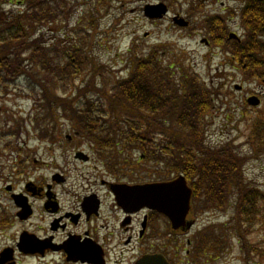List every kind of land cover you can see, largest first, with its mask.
Returning a JSON list of instances; mask_svg holds the SVG:
<instances>
[{
	"label": "trees",
	"instance_id": "trees-1",
	"mask_svg": "<svg viewBox=\"0 0 264 264\" xmlns=\"http://www.w3.org/2000/svg\"><path fill=\"white\" fill-rule=\"evenodd\" d=\"M14 4L22 10L13 11ZM67 9L62 0H0V91L7 93L9 82L24 81L26 88L18 94L27 91L42 100L45 115L35 121L57 122L61 110L111 172L120 164L148 162L157 167L158 179L182 174L193 187L197 209L225 212L233 205L238 215L234 228L245 233L243 226L255 219L258 191L244 181L243 158L229 144L215 149L206 144V117L218 86L205 83L177 53L175 58L183 61L165 60L157 50L131 52L127 75L117 77L95 62L89 34L73 28L70 39L62 33ZM81 75L83 84H75ZM59 84L68 89L61 95L54 91ZM36 87L41 94L34 92ZM41 130L38 136L54 140V130ZM204 231L189 245L195 261L205 248L216 254L227 245L226 234Z\"/></svg>",
	"mask_w": 264,
	"mask_h": 264
},
{
	"label": "rangeland",
	"instance_id": "rangeland-1",
	"mask_svg": "<svg viewBox=\"0 0 264 264\" xmlns=\"http://www.w3.org/2000/svg\"><path fill=\"white\" fill-rule=\"evenodd\" d=\"M132 1L135 0H66L68 4L66 19L69 24L67 29L69 35L74 37V32H69L70 26L74 27L76 33L82 32V29L87 27L88 24H93L95 29H92L88 35L92 44L89 49L90 54L93 55L97 64H104L110 68L109 71L114 72V75L125 77L129 68L127 59L130 54V52L125 53V48L129 44L130 37L127 36L125 30L119 31L124 24L122 23L123 20L129 30L138 31L136 33L138 38H142L143 32L148 31L150 35L145 41L150 43L164 42L167 46L165 60H181L175 58V53L183 59L185 58L184 62L187 65L189 64L192 71L208 85H218L223 80L222 78H225L230 86L231 83L241 81V75H237L230 67L226 66L227 62L225 63L222 57L214 55V53L209 54L208 49L198 41H190L187 37L177 40L178 43H174L172 41L175 37L174 29L166 30L167 21L154 26L146 19H140L141 14L137 16L130 13L118 19L117 17L112 18L119 10L108 11L109 6L111 8L120 7L123 3L128 12V9L136 4ZM166 1L174 11L178 10L185 13L184 0ZM11 8L13 11L22 10L19 4H14ZM108 13H111V15H108ZM135 19H138V22ZM67 30L63 29L62 33ZM144 43L146 44V42ZM226 45L228 53L232 54L236 44L231 41ZM227 58H230V56L228 55ZM82 79L83 75H81V78H75V84L82 85ZM252 85L253 83H247V86L251 87ZM8 86L7 93L0 91V189L7 181L21 180L22 177L26 176H49L56 172L69 177L97 175L122 183H132L134 180L142 183L157 179L154 175L157 167L150 168L152 164L148 162L133 163L131 165L120 164L117 169L112 172L109 171L106 162L97 154L95 148L82 136L74 134L70 122L62 116L61 110L56 112V116L60 117L59 119L56 117L57 122L50 123L49 118L37 122L35 117L40 118L45 115L44 108L41 106L42 100L37 99L33 94L29 95L27 91L18 94L26 88L24 81L17 79L9 82ZM62 86L64 85L59 84L54 89L59 95L68 90L63 89ZM34 92L41 94L40 88L37 87ZM68 95H74L70 89ZM232 95L235 100L237 94L232 93ZM236 101L238 102V100ZM242 108L243 104H240V109ZM251 112L252 110L248 109L247 117L240 120L237 106L234 107L232 103L226 104L224 100L217 96L213 109L206 117V144L213 149L225 148L229 144L234 153L243 158L241 169L244 181L258 191L254 206L256 209L255 219L251 217V220H254L253 223L246 225L245 245L249 249L247 250L242 246L240 240L230 235L228 238L224 237L223 241L227 242L228 247L223 255L215 257V252H209L208 256L210 258L207 257V259H202L201 262L196 261L192 264H264V134L262 136L257 135L255 141L253 136L250 139L251 128L255 123H259V121L254 120L258 116L251 114ZM258 112L261 111L258 110ZM45 126H48L49 130L55 131L53 142L48 137L41 138V136H38L39 131H42L41 128ZM35 128L38 129L37 132ZM79 150L90 157L88 162L74 158L75 152ZM133 157H137V152L133 154ZM26 158L29 161L27 174L18 176V172L21 171L20 164ZM159 170L162 172L165 169ZM196 207V203H193L198 226L215 223L218 226L213 228L224 235L227 234V231L229 232V228L234 227V222H230L232 219L235 221V226L237 225V215L233 210V205L228 209L229 212L228 210L223 212L221 209L215 208L212 215L207 212L203 215V210ZM13 214L14 209L9 195H4L0 191V227H4L3 229L0 228V249L6 244L11 245L17 233L25 227V224L14 219ZM2 221L3 224H1ZM158 228L160 231L157 232V237L150 241V244L160 252L169 253L175 263L185 264L186 235L169 234L171 228L167 226L163 219L160 220ZM117 258L118 255L114 252L112 259ZM191 260H189V264H191ZM27 264H39V260H29ZM111 264L115 263L111 262Z\"/></svg>",
	"mask_w": 264,
	"mask_h": 264
},
{
	"label": "flooded vegetation",
	"instance_id": "flooded-vegetation-1",
	"mask_svg": "<svg viewBox=\"0 0 264 264\" xmlns=\"http://www.w3.org/2000/svg\"><path fill=\"white\" fill-rule=\"evenodd\" d=\"M184 1L185 13L174 11L166 0H135L132 2L136 4L128 12L122 3L118 16L141 14V19L154 26L167 21L166 30L174 29L175 36L184 35L190 41L200 42L209 54L217 52L216 55L227 62L225 65L242 77L231 86L222 78L218 84L219 98L226 104L237 106L240 120L247 117L248 109L258 116L254 120L259 123L254 124L250 135V139L253 136L255 141L257 135L264 134V0ZM160 4L165 5L162 7L165 13L152 18L162 11L153 10L155 8L150 6ZM148 6L150 8L146 9ZM116 17L112 16L113 19ZM149 35L148 31L143 32L140 41L143 43ZM230 41L236 44L232 54L224 46ZM247 83L253 85L250 87ZM232 93L237 94L235 100ZM240 104H243L242 109ZM28 163L27 158L21 162L18 176L27 174ZM113 183L117 182L97 175L69 177L59 173L7 181L0 191L9 195L14 219L25 227L17 233L11 245L1 247L0 264H27V261L35 259L39 264H137L145 254L155 253L156 248L150 241L157 237L161 219L170 227L168 219L145 208L132 212L124 210L112 193ZM25 210H29L30 215L21 219L19 216ZM186 221L192 223L186 231L192 235L199 228L192 207ZM185 230L186 225L171 232L182 234ZM24 232L31 234L27 235L29 248H37L28 255L16 247L20 234ZM187 243L191 241L187 239ZM114 252L118 255L115 260L112 259ZM186 255L189 258V250ZM168 261L181 264L179 260L180 263H175L171 257Z\"/></svg>",
	"mask_w": 264,
	"mask_h": 264
},
{
	"label": "water",
	"instance_id": "water-1",
	"mask_svg": "<svg viewBox=\"0 0 264 264\" xmlns=\"http://www.w3.org/2000/svg\"><path fill=\"white\" fill-rule=\"evenodd\" d=\"M162 5L152 6L153 10L164 11ZM150 8V7H147ZM146 8V9H147ZM161 12L151 17H160ZM76 157L86 159L83 153H77ZM111 189L115 195L119 206L128 211H135L142 207L155 210L165 215L172 228L178 229L186 225L189 228L190 222L186 224L185 216L189 209L191 190L186 185L185 178L180 175L169 182H156L138 185L114 184ZM27 214L23 216L25 218ZM25 235L20 237L18 247L27 252H33L28 247V241ZM138 264H169L161 254H146Z\"/></svg>",
	"mask_w": 264,
	"mask_h": 264
}]
</instances>
